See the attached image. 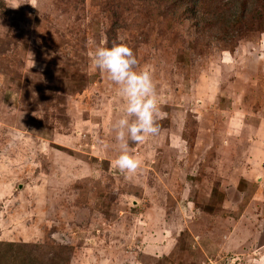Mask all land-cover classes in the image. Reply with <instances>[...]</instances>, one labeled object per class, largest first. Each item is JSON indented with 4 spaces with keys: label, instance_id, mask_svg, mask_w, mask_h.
Instances as JSON below:
<instances>
[{
    "label": "rangeland",
    "instance_id": "374dc122",
    "mask_svg": "<svg viewBox=\"0 0 264 264\" xmlns=\"http://www.w3.org/2000/svg\"><path fill=\"white\" fill-rule=\"evenodd\" d=\"M102 1L0 0V241L44 264H264V34ZM114 42L161 112L127 177L121 100L90 56Z\"/></svg>",
    "mask_w": 264,
    "mask_h": 264
},
{
    "label": "clouds",
    "instance_id": "9594fccd",
    "mask_svg": "<svg viewBox=\"0 0 264 264\" xmlns=\"http://www.w3.org/2000/svg\"><path fill=\"white\" fill-rule=\"evenodd\" d=\"M90 56L92 66L106 74L121 100L119 118L113 123L114 147L118 151L113 166L119 174L131 176L142 164L131 145L144 144L161 131L157 122L161 116L159 98L152 71L147 66L140 67L136 54L124 42H114L111 47L98 46Z\"/></svg>",
    "mask_w": 264,
    "mask_h": 264
},
{
    "label": "trees",
    "instance_id": "16d2710c",
    "mask_svg": "<svg viewBox=\"0 0 264 264\" xmlns=\"http://www.w3.org/2000/svg\"><path fill=\"white\" fill-rule=\"evenodd\" d=\"M135 2H147L157 10L166 11V14L178 18L180 22L191 21L195 27L203 30L207 26H216V29L224 33H230L241 29L249 19L251 25L264 34V13L257 17H252L254 13H259L260 8H264V0H134ZM103 6L105 2L102 1ZM114 2V1H113ZM112 2V3H113ZM258 8V9H257ZM119 10L112 9L109 13L113 25L118 19ZM259 18V21L253 19ZM204 31V30H203ZM0 38V42H1ZM0 264H44L42 259L35 255L25 245L15 242L0 241Z\"/></svg>",
    "mask_w": 264,
    "mask_h": 264
},
{
    "label": "water",
    "instance_id": "95a60500",
    "mask_svg": "<svg viewBox=\"0 0 264 264\" xmlns=\"http://www.w3.org/2000/svg\"><path fill=\"white\" fill-rule=\"evenodd\" d=\"M128 201L131 207L140 204V202L134 197H128Z\"/></svg>",
    "mask_w": 264,
    "mask_h": 264
}]
</instances>
